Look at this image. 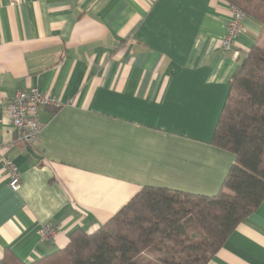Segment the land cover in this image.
Returning a JSON list of instances; mask_svg holds the SVG:
<instances>
[{"label": "crops", "instance_id": "obj_1", "mask_svg": "<svg viewBox=\"0 0 264 264\" xmlns=\"http://www.w3.org/2000/svg\"><path fill=\"white\" fill-rule=\"evenodd\" d=\"M223 0H0V259L24 264L93 233L144 187L212 197L234 161L211 139L229 81L264 27L246 17L236 55L220 43ZM35 88L38 143L17 141L3 108ZM21 188H8L2 160ZM57 228L43 241L38 229ZM207 264H264V199Z\"/></svg>", "mask_w": 264, "mask_h": 264}, {"label": "trees", "instance_id": "obj_2", "mask_svg": "<svg viewBox=\"0 0 264 264\" xmlns=\"http://www.w3.org/2000/svg\"><path fill=\"white\" fill-rule=\"evenodd\" d=\"M223 1L264 27V0ZM211 144L234 157L215 196L144 187L108 223L30 264H207L264 199V46L233 73ZM0 264L24 263L6 250Z\"/></svg>", "mask_w": 264, "mask_h": 264}, {"label": "built area", "instance_id": "obj_3", "mask_svg": "<svg viewBox=\"0 0 264 264\" xmlns=\"http://www.w3.org/2000/svg\"><path fill=\"white\" fill-rule=\"evenodd\" d=\"M230 18L225 26V35L220 43V50L223 55L235 54L237 39L244 29L243 22L246 18L244 13L228 4ZM51 107L58 109L60 102L47 93H41L35 88L17 91L11 101L3 108V113L8 119L14 132L17 134V141L26 147L32 148L37 145L42 126L39 122V109ZM2 164L6 169L8 188L17 193L21 188V176L16 166L9 160L3 159ZM57 228L50 225H43L38 229V236L43 241L53 240Z\"/></svg>", "mask_w": 264, "mask_h": 264}]
</instances>
